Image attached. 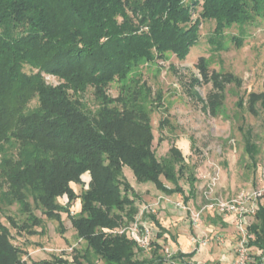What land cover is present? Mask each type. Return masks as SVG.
I'll list each match as a JSON object with an SVG mask.
<instances>
[{"label": "trees", "instance_id": "trees-1", "mask_svg": "<svg viewBox=\"0 0 264 264\" xmlns=\"http://www.w3.org/2000/svg\"><path fill=\"white\" fill-rule=\"evenodd\" d=\"M260 18L264 0H0V209L17 204L26 222H9L32 234L43 228V221L31 201L60 224L65 213L87 246L72 261L55 258L38 264H96L94 259L166 264L158 243L166 230L155 217L150 216L160 231L149 256L127 234L136 222L140 198L124 169L138 183L153 184L168 196L181 194L186 203L197 195L198 178L175 145L162 160L157 158L148 104L160 101L161 95L153 98L152 89L134 74L141 63L165 61L168 54L186 61L200 41L204 22H215L209 43L221 49L227 29L238 27L242 34ZM232 40L243 44L242 38ZM197 68L200 78H193L188 94L199 99L195 87L212 84L206 102L199 100L205 111L219 116L227 86L239 79L211 71L205 57L198 59ZM46 76L59 84H49ZM113 83L120 87L117 97L108 94ZM237 105L258 117L259 109L264 110V81L261 92L249 93ZM239 130L256 165L259 150L252 130ZM87 173L88 189L76 193L72 184L83 185ZM63 197L65 206L58 201ZM78 199L81 211L71 214ZM255 216L258 225L250 229L254 239L247 246L261 250L257 264H262L264 203ZM196 255L197 250L178 252L172 260L190 264ZM0 264H28L1 221Z\"/></svg>", "mask_w": 264, "mask_h": 264}, {"label": "rangeland", "instance_id": "rangeland-1", "mask_svg": "<svg viewBox=\"0 0 264 264\" xmlns=\"http://www.w3.org/2000/svg\"><path fill=\"white\" fill-rule=\"evenodd\" d=\"M214 29L213 21L202 24L200 41L186 61H179L174 55L168 54L165 61L141 63L138 73L134 74L152 89L153 98L158 93L161 95L160 101L153 99V104H148L155 137L153 149L157 158L162 160L171 146L175 145L182 151L187 163L196 169L198 178L197 195L186 203L181 194L168 196L157 190L153 184L138 183L133 172L127 167L124 169L126 180L140 198V201H137L139 213L136 222L130 225L127 234L137 242L140 240L144 255L149 256L152 251L151 243L156 240L160 231L150 216L155 217L166 230L164 238L158 241L167 260L166 264H171L170 256L178 252L190 253L198 248V244L192 242V237L195 236H206L208 242L200 248L193 261L205 264H235L242 240L235 224L229 222L226 216L205 211L201 228L198 229L192 224L191 214L214 202L216 198L231 200L242 191L261 188L264 184V110L260 108V115L254 117L237 105L240 99L246 100L249 93L262 91L264 18L245 26L242 34L238 27L227 29L221 49L209 43V38L214 36ZM233 37L242 38V46L235 44ZM200 57L210 60L211 71L231 73L239 79V83L227 86L225 105L219 116H213L203 108V102H206L212 84L195 87L197 97L203 102L191 98L188 94L193 78H200L197 68ZM46 80L54 86L59 84L57 79L50 76H46ZM119 89V84L113 83L108 89V94L117 97ZM32 105H35V102ZM242 126L251 128L253 142L258 146L256 165L246 153L243 135L239 130ZM8 152L13 155V150ZM204 176L216 177V186L210 188L209 180L203 179ZM90 181L91 176L87 173L82 176L83 185L72 184V188L76 193H80L82 189H88ZM164 182L171 187L168 182ZM182 185L185 193H188L189 186L183 182ZM58 201L63 206L68 203L66 197ZM262 203L264 197L259 204ZM31 205L34 214L43 221L42 229H34L36 234L11 226L10 218L20 226L26 222V215L20 211L17 204L3 205L0 209V221L10 230L13 244L23 250L24 259L28 264L52 261L55 258L72 261L76 252L85 251L87 246L78 238L67 214H62L60 224L44 216L35 208L33 201ZM70 211L74 215L80 213V199L73 204ZM255 215L247 219L248 233L253 236L250 229L258 225ZM120 231L122 230L116 232ZM247 248L250 263L257 264V258L262 255L261 250L250 246ZM94 261L96 264H105L99 259ZM262 261L264 264V258Z\"/></svg>", "mask_w": 264, "mask_h": 264}, {"label": "built area", "instance_id": "built-area-1", "mask_svg": "<svg viewBox=\"0 0 264 264\" xmlns=\"http://www.w3.org/2000/svg\"><path fill=\"white\" fill-rule=\"evenodd\" d=\"M203 179L208 178L209 187H215L217 184V178L216 177H208L204 176ZM264 197V184L261 188L252 189L249 191H242L239 193L236 197H234L231 200H225L223 198H216L214 202L209 203L208 205H205L197 212H192V224L194 227L200 229L202 225V215L205 211L217 213L220 216H226L227 220L231 223H234L240 236L242 237V240L240 242V246L238 248L237 258L235 261V264H251L250 259L248 256V241L250 239H254L253 235H250L248 233V221L247 219L249 217H252L255 215V213L258 211L260 206V201ZM183 206V205H180ZM185 210H190V208L182 207ZM120 232H124L123 230ZM119 232V233H120ZM147 233H149V229H147ZM139 240V239H137ZM140 240L138 241L140 245ZM193 244L197 245L194 250H197V254L200 251V248L202 246H205L208 242V238L206 236L199 237L195 236L192 237ZM144 244V241L142 242ZM170 263L171 264H177L172 260V256H170ZM167 261V260H166ZM190 264H205L200 263L197 261H193Z\"/></svg>", "mask_w": 264, "mask_h": 264}, {"label": "crops", "instance_id": "crops-1", "mask_svg": "<svg viewBox=\"0 0 264 264\" xmlns=\"http://www.w3.org/2000/svg\"><path fill=\"white\" fill-rule=\"evenodd\" d=\"M186 242H187V240H186ZM198 255H196V257H197Z\"/></svg>", "mask_w": 264, "mask_h": 264}]
</instances>
